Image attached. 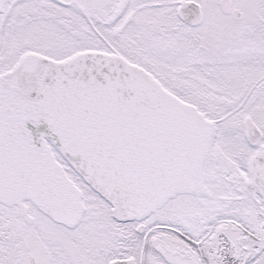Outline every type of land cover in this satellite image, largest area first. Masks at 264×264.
Wrapping results in <instances>:
<instances>
[{
  "label": "snow or ice",
  "instance_id": "1",
  "mask_svg": "<svg viewBox=\"0 0 264 264\" xmlns=\"http://www.w3.org/2000/svg\"><path fill=\"white\" fill-rule=\"evenodd\" d=\"M0 264H264V0H0Z\"/></svg>",
  "mask_w": 264,
  "mask_h": 264
}]
</instances>
